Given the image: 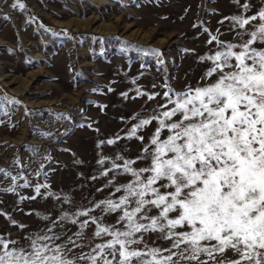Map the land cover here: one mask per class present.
<instances>
[{"label":"rangeland","instance_id":"obj_1","mask_svg":"<svg viewBox=\"0 0 264 264\" xmlns=\"http://www.w3.org/2000/svg\"><path fill=\"white\" fill-rule=\"evenodd\" d=\"M14 2L0 0V97L19 101L0 115V169L10 174L0 173V213L7 214H0V234L19 247L64 212L94 208L123 194L114 192L109 180L126 184L131 176L102 173L113 161L123 164L118 156L135 160L134 168L147 167L148 160L136 157L157 124L153 120L138 130L143 142L128 138L131 128L165 103V83L176 92L211 83L214 77L201 79L210 62L199 60L217 47L207 43L210 35L236 42L238 29L224 18L251 16L262 0H239V5L233 0H21L23 10L11 8ZM246 2L251 8L244 13ZM152 50L162 64L146 54ZM137 90L161 95L150 101ZM166 135L165 130L161 138ZM10 177H18L15 192L6 191L13 185ZM37 185L48 187L36 195ZM92 215L114 225L119 213L94 208ZM95 230L91 223L84 230L86 243L101 242L91 239ZM55 231L67 239L78 226L63 222ZM145 242L170 246L156 233L146 234ZM226 256L236 258L231 251Z\"/></svg>","mask_w":264,"mask_h":264},{"label":"snow or ice","instance_id":"obj_2","mask_svg":"<svg viewBox=\"0 0 264 264\" xmlns=\"http://www.w3.org/2000/svg\"><path fill=\"white\" fill-rule=\"evenodd\" d=\"M233 2L239 5V0ZM11 8L23 10L25 5L15 0ZM242 8L247 13L251 5L246 2ZM224 19L238 29L236 42L210 35L207 43L217 42V47L199 57L210 62L201 79L214 77L212 82L184 92L165 83V103L127 134L143 142L138 130L156 121L148 145L136 157L148 160V166L134 168L135 160L118 156L123 164L113 161L102 173L131 176L126 184L109 180L114 192L123 194L94 205L103 213H119L116 224L105 225L101 216L92 215L94 208H88L64 212L50 226L27 236L23 246L0 234V264H264V47L255 46L264 44V0L251 16ZM146 54L163 63L157 50ZM137 95L151 101L161 94L137 90ZM13 103L19 101L0 97V115ZM0 173L10 175L4 169ZM10 178L13 185L6 191L15 192L18 177ZM41 187L48 185H37L36 195H41ZM63 222L76 224L78 231L63 239L64 233L55 231ZM90 223L96 225L91 239L101 242H85ZM148 233L170 241V246L149 247ZM141 244L143 248L136 247ZM228 251L236 258H228Z\"/></svg>","mask_w":264,"mask_h":264}]
</instances>
